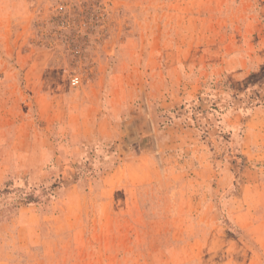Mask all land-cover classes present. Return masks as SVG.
<instances>
[{
	"label": "rangeland",
	"instance_id": "rangeland-1",
	"mask_svg": "<svg viewBox=\"0 0 264 264\" xmlns=\"http://www.w3.org/2000/svg\"><path fill=\"white\" fill-rule=\"evenodd\" d=\"M0 264H264V0H0Z\"/></svg>",
	"mask_w": 264,
	"mask_h": 264
},
{
	"label": "built area",
	"instance_id": "built-area-1",
	"mask_svg": "<svg viewBox=\"0 0 264 264\" xmlns=\"http://www.w3.org/2000/svg\"><path fill=\"white\" fill-rule=\"evenodd\" d=\"M77 82H78V79H77V78H73V79H72V84H73V85H76Z\"/></svg>",
	"mask_w": 264,
	"mask_h": 264
},
{
	"label": "bare ground",
	"instance_id": "bare-ground-1",
	"mask_svg": "<svg viewBox=\"0 0 264 264\" xmlns=\"http://www.w3.org/2000/svg\"><path fill=\"white\" fill-rule=\"evenodd\" d=\"M127 134H129L132 137L133 131L131 129H129V132Z\"/></svg>",
	"mask_w": 264,
	"mask_h": 264
}]
</instances>
